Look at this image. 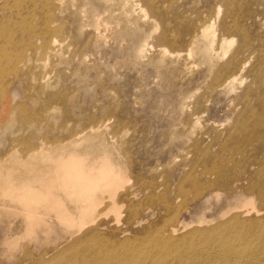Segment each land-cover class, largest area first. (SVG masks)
<instances>
[{
  "label": "rangeland",
  "instance_id": "1",
  "mask_svg": "<svg viewBox=\"0 0 264 264\" xmlns=\"http://www.w3.org/2000/svg\"><path fill=\"white\" fill-rule=\"evenodd\" d=\"M29 1L0 0V164L8 157L11 161L20 155L26 158L27 149L41 139L63 140L70 131L107 119L108 131H102L100 138L83 141L73 150L85 158V170L101 160L111 164L119 172L121 183L113 200L100 195L104 197L100 211L87 222L77 215L79 206L65 198L68 187L62 198L72 218H61L46 206L27 208L32 206L30 199H23L12 190L24 184L20 173L26 169L14 167L9 160L10 164L8 161L0 168V264H157L165 257L167 261L175 262L176 258L177 262L183 259L195 264L211 263L212 258L215 264H264V210L258 215L254 212L263 208L258 200L231 190L229 180L213 189L202 188L205 181L212 180L208 175L204 177L209 170L204 169V162L210 166L212 161H227L232 156L221 148L232 119L229 99L234 93L227 96L221 90L212 91L216 83L210 82L211 77L200 78L206 70L202 59L194 53L187 57L190 46L173 40L177 29L189 31L201 14H209L215 0H138L141 16L154 19L139 34L136 24L126 27L129 16L116 12L117 5L107 9L106 0ZM260 1H229L230 10L241 14V22L248 28L252 42L249 53L260 43L264 45V6L259 5ZM226 11L223 7L220 16ZM253 13L256 25L251 26V20L245 17H252ZM96 14L106 17L101 27L100 18L95 21ZM165 26L169 43L159 40ZM51 28L55 30L45 32ZM100 28L103 37L98 39L94 31ZM218 29L221 31L217 25L211 32L216 34ZM52 37L58 45L49 52L48 45L42 42ZM149 42L153 46L150 55L138 58V45L142 43L144 50ZM227 46L230 55L237 48V41ZM143 50L140 55H147ZM178 53L180 57L176 56ZM215 64L212 73L207 74L223 75L217 71L220 63ZM242 75L249 74L245 71ZM182 95L189 96L183 99ZM195 104L201 106V113L194 111ZM189 111L199 114L200 120L193 124L187 119ZM211 126L221 129L223 138L216 137L215 132L206 134ZM111 136L114 146L105 151L97 148ZM198 142L197 154L194 147ZM67 148L72 149L69 145ZM207 148L209 154H205ZM52 151L47 152L45 161L39 162L45 165L38 168L41 174H37L53 183L59 181L60 170L58 152ZM259 153L255 156L260 160L263 155ZM239 159L236 156L234 161ZM32 184L40 186L41 182ZM107 191L112 189L100 193ZM243 210L248 213L232 220ZM28 214L35 217L32 229Z\"/></svg>",
  "mask_w": 264,
  "mask_h": 264
},
{
  "label": "bare ground",
  "instance_id": "2",
  "mask_svg": "<svg viewBox=\"0 0 264 264\" xmlns=\"http://www.w3.org/2000/svg\"><path fill=\"white\" fill-rule=\"evenodd\" d=\"M229 1L230 0H215V3L213 5V8L211 7V11H210L209 14H206V15L201 14V17L199 19L197 18L198 20L195 22V24L191 27V29L189 31L185 30V32L184 31L182 32V31H180V30L177 29V34H176V36H175V38L173 40H174V43L184 42L185 44H188L190 46V49L188 47L189 50L187 52V54H188L187 57L192 56V54L194 53V54H197V56L202 59L203 63L206 65V70H204L203 72L200 73V75H201L200 78L201 79L203 78V79L207 80L208 78L211 77L210 80H212V81H210V82L212 83L214 81L216 83V89L214 88V90H212V91H216L218 89V91L221 90L223 92V94H226L227 96L229 94H231V93H234L233 98L230 97L231 99H229L230 103H232L231 104V108L229 110V113L231 114L232 119H231V122H230V127L227 129L226 141H225V139L223 140L224 144L222 145V148H221L224 152L230 151L232 156L227 161H226V159H223L220 162H218V161L217 162L216 161H212V165H210V166H208L209 163L204 162V164H203L204 169H209L206 172H204V177H205V175H208L209 177L212 178V180H210V178H209L208 181H205L206 183L202 184V188H204L206 190L207 189L208 190L209 189H213L214 187H217L218 185H224V184H226L225 180H229L230 183H232V184H230L231 185V190H233L234 192L241 193L244 196L251 197V199L252 198H255V199L258 200V202L260 203L261 207H263L262 209H256L254 211L258 215V214H261V211L264 210V45L262 43H260V47L254 48V50L251 53L248 52V50H249L248 48L250 47V45H252L251 44L252 42H251V39H250L249 33H248V28H246V26L244 25V23H242L243 20L240 17L241 14L240 15L238 13L235 14V12H233V11L230 10V5L232 3L231 2L229 3ZM240 1L241 2L242 1H245L246 4L248 3L247 2L248 0H240ZM106 5H107V9H109V10L112 9L114 6L117 5L118 7H117V10H115L116 12H119L120 15L121 16H124V17H128L129 16V18H128V24L126 25V27L129 26V25H131V24L132 25L133 24H136L138 26V29L136 30V32L138 34L139 33H142V31H143V28L142 27L143 26L145 27V25H148L149 23H154V19H149L146 15H142L141 16L140 12H142L143 10L140 8V5L138 4V0H106ZM259 5H263L264 6V0L260 1V4ZM16 7H14V8H16ZM223 7H226V10L227 11L223 14V17H222V16H220V14H221V10H223ZM73 9H74V7H73ZM115 11H113V15H114ZM200 11H201V9H200ZM109 13L111 14V12H109ZM85 14H86V12H85ZM126 14H128V15H126ZM110 16L112 17V15H110ZM100 17H103V14H96L95 21H97ZM132 17H134L137 20H139V23L137 21H135V19H133ZM254 17L256 18V16H255L254 13H253L252 17H251V15H246V17H245V19L247 18L248 20H251V22H252L251 26L256 25L255 22H254L255 21ZM113 18L116 19V21H117V18L116 17H113ZM104 19L100 18V20H99V26L100 25H103L102 22L106 21V17ZM190 19H192V18H190ZM83 21H85V20H83ZM64 22H66V21H64ZM49 24H46V25H49ZM83 24H86V23H83ZM217 25L220 27L221 31L218 29V33L213 34L211 32V29L213 27H217ZM117 26L118 25L116 24V27H113V29L111 30V33L112 32L114 33V30L117 28ZM12 27H14V25ZM164 28H163V33H162L161 37L159 38V40H160V42H167V43H169V40L170 39L167 36L168 35L167 34L168 28H166V26ZM52 29L53 28H51V29H49V31H45V32L48 33L50 31H52ZM60 29H61V27H60ZM7 30L10 31L11 29H7ZM38 30H40V29H38ZM54 30L55 29H53V31ZM101 30H103V29H101V28L100 29H97V30L95 29V31H94L99 36L98 39H100V38L103 37V35L101 34L102 33ZM20 31H22V30H20ZM60 31H62V30H60ZM88 31H90V30H88ZM57 32H58V30H57ZM92 32H93V30H92ZM41 33H40V35H41ZM62 33H63V31H62ZM150 34H152V30H151ZM170 34H171V32H170ZM25 36H27V34ZM48 36H50V35L48 34ZM22 37H23V35H22ZM25 38H27V37H25ZM234 38H236V39H234ZM133 40H132V42H133ZM155 40H157V39H155ZM43 41L44 42L41 41L43 45H45V44L48 45L47 48H49V49H47V50L49 52H54L53 51V48H56V46L58 45L57 44L58 41L55 40L54 37H52L50 40H49V38H47L46 40H43ZM235 41H237V48L234 50V52H232L229 55L228 54V49H227L228 46L227 45H231ZM142 43H140L138 45V47L136 48V51L135 52H136V55H137L138 58L144 59V58H146V57H148L150 55V52H151L153 46L150 45V42L149 43H146V45L144 47V50H143ZM142 50L145 51V53L147 55L141 56L140 53L142 52ZM164 50L165 49H162V52ZM154 53H155V51H154ZM176 56L177 57H180V53L176 54ZM154 58H157V57L155 56ZM199 60H197V61H199ZM253 61H254V63L251 64V62H253ZM127 62H128V60H127ZM159 62H162V60L159 61ZM154 63L155 62H153V64ZM215 63H220V65L218 64L219 67H218V70L217 71H218V73H222L223 75H209V74H207L208 72L209 73H212V69H214L213 68V64L216 66ZM187 65H190V64H187ZM150 67H151V65H150ZM194 67H196V66L194 65ZM160 70H161V68H160ZM245 71H247L249 75H245V76L242 75ZM190 72H192V70ZM248 78H249V80H248ZM0 80H2V79H0ZM247 82H249V83H247ZM186 90H187V88H186ZM174 92H175V90H174ZM3 94H5V93H3ZM188 96H183L182 98L184 99V98H187ZM175 97H176V95H175ZM62 99H63V95H62ZM71 99H72V97H71ZM66 100H67V98H66ZM68 101H69V99H68ZM173 103H174V101H173ZM188 108H189V106H188ZM200 109H201V106H199L198 104H195L194 111L197 112V113H201L202 111ZM204 109H205L204 111H206V109H207L206 106L204 107ZM47 113H49V111ZM186 115H187V119H189L190 121H192L193 124L196 121H199L200 120L199 114L198 115H195L191 111H189V113H186ZM30 124H32V123H30ZM181 126L179 128H181ZM189 128L191 129V127H189ZM108 129H109V125L107 123V119H105V120L99 122L98 124L90 125V126H88L86 128H81L79 130H76L75 129L76 131H70V132H68L66 134V137H65L66 140L65 139L58 140L56 138L55 141L53 140V142H51V141L49 142V140L48 141L47 140L45 141V139L44 140L41 139L38 144L35 143L36 146H32L29 149V151L27 149V154L28 153L29 154L26 156V158L25 157L22 158L21 155H20V158H16V157L13 156L15 159L12 158V161H11L10 160L11 158L8 157V159L6 158L5 160H2L1 161L0 168H3L5 166V164L8 163V161L10 160L11 162H13L12 165H14V167L15 166L16 167H22V168H25L27 170V172H26V170H22V173H20V175L23 177V179H21V180H24V181H22L24 184L22 186H20V188L12 189L19 196H21L23 199H30V203L29 204H31L32 206L28 205L27 208H32L34 210H37V208L40 207V206H44V207L46 206L48 210H52V211L58 212L61 218H63V217L72 218V215H71L72 213L69 210V208H68L65 200L62 198V195L63 194L65 195L64 191L65 190L67 191L68 190V187H69V194L67 196L65 195V198L69 199L68 201H72L73 203H75L77 205V207L79 206V209L77 210V215L79 216V218H81L82 221H86V222H87V220H93L94 216L96 214H98V212L100 211L99 210V206L102 204L103 199H104V197L101 198V196L107 195L110 200H113L114 199V196H115V193L114 192L120 186L119 184L121 183L120 174L115 169V167H113L108 162L105 163V161H103V160H101V162H99V161L96 162L97 166H93V167L88 168V170H85V168H87L83 164L84 161H85V158H83L81 156H77L76 155V150H73V149H75L78 145H81V143L83 141H86V140L91 141V139L100 138L104 134V133H102V135L100 136V133L102 131H106V130L108 131ZM219 130H221V129H216V128H214V127L211 126V127H209V129L205 133L207 134V133H210V132H215V133H217L216 137H220V139H221V138H223L222 137L223 134L220 133ZM109 140H111V142ZM109 140H108V142H105V141L103 142L102 141L101 143H99L97 145V148L98 149H103V151H105V150L109 149V146H114V144H112L113 136H111V138H109ZM63 141H65V142H63ZM33 145H34V143H33ZM68 145L70 147H72V149L67 148ZM116 146H117V144H116ZM21 147H24V145L21 146ZM194 148H196L195 149V153H197V154L200 153V144H199V142L195 145ZM50 149H53L52 152H58L57 154L59 155V170H60L59 181L57 180V181H55L53 183L51 181L45 180V178L39 177L40 175L37 174L38 172L40 173V170H38V168L39 167L41 168L42 165H45L44 163L43 164H40L39 162L45 161V158H46L45 155H48L49 154L47 152H49ZM208 149L209 148H207V150L205 151V154H209L210 153V150H208ZM258 152H260L259 154H262L263 155L262 156V159H260V160L256 157ZM63 153H66L65 156L62 155ZM116 153L118 154V152H116ZM35 155H41V158L42 159L39 158V157H37V156H35ZM84 155H87V154H84ZM203 155H204V153H203ZM236 156H239L240 159L234 161ZM88 157H90V156H88ZM200 157H202V156H200ZM199 160H201V159L199 158ZM10 161H9V164L11 163ZM174 162H173V164H174ZM230 163H231V165L228 166V164H230ZM168 165H170V164H168ZM168 165H166V166H168ZM238 167L241 168L240 169L241 170L240 172L239 171H236V170H238ZM252 167H254V168H252ZM51 173H52V170H51ZM190 178H191V176H190ZM198 179H199V177H198ZM38 182L39 183L41 182L40 186H37L36 184H32V183H38ZM30 184L36 185L37 187L36 186H31ZM51 184H54V185L51 187ZM50 187H51V189H49ZM104 189L105 190L106 189H112V191H107L104 195H102V193H100V192H102ZM182 193H183V191H182ZM74 194H76V195L74 197H72V195H74ZM200 195H201V193H200ZM155 197L156 196H154V198ZM68 201H67V203H68ZM19 202H23V200H21ZM133 210H135V209H133ZM247 213H248V211H244V210L243 211H240V212H238L237 215H233L232 220H234V221L235 220H238L239 219V216L241 214L245 215ZM26 218L27 219H30L29 221L32 224L29 225V226L32 229V227H33V225L35 223L34 222L35 217L33 215H31V214H28V215H26ZM36 219H40V218H36ZM199 220H201V219H199ZM256 221H257V219H256ZM181 224H183V223H181ZM240 224L241 223H239L238 225H240ZM72 225L75 226V224H72ZM242 226L243 225H241V227ZM237 228H238V226H237ZM228 229H230V228H228ZM231 229H232V227H231ZM240 229H242V228H240ZM42 231H40V232H42ZM202 231H206V230H202ZM229 231H231V230H229ZM243 233H245V232H243ZM253 233H255V232H253ZM251 235H254V234H251ZM97 237H99V236H97ZM242 240H243V238H242ZM158 241H160V240H158ZM154 243H155V241H154ZM194 243H196V242H194ZM146 245H148V244H146ZM122 246H123V244H122ZM96 247H98V246H96ZM247 249H249V248H247ZM251 250H252V248H251ZM255 252H256V250H255ZM168 253H166V254L169 255ZM215 253H217V252H215ZM141 254H142V252H141ZM82 257H80V258H82ZM150 257H152V256L150 255ZM260 257H258V258H260ZM166 258L167 257H165L164 260L160 261L157 264H195V263H191V262L187 263L185 260H183V259L181 260L180 258H179V260H181V262H177L178 260H176V258H175V262L167 261ZM114 259H115V257H114ZM254 259H256V258H254ZM261 259H260V261H261ZM212 260H213V258H212ZM212 260H211V263L210 262H204L203 264H215V263L212 262ZM256 261H257V259H256ZM254 263H255V261H254ZM111 264H113V263H111ZM226 264H228V263H226Z\"/></svg>",
  "mask_w": 264,
  "mask_h": 264
}]
</instances>
